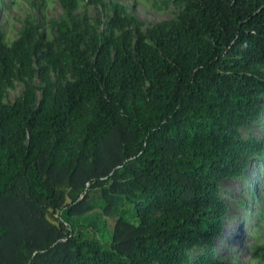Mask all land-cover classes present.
<instances>
[{
  "label": "trees",
  "instance_id": "obj_1",
  "mask_svg": "<svg viewBox=\"0 0 264 264\" xmlns=\"http://www.w3.org/2000/svg\"><path fill=\"white\" fill-rule=\"evenodd\" d=\"M175 1L178 19L135 27L133 43L129 30L78 32V3L101 0H59L56 50L31 23L11 47L0 30V264H228L213 247L221 186L264 157L239 135L264 104V0ZM111 9V31L131 25ZM50 68L74 80L56 88ZM34 73L39 100L28 86L2 103ZM91 194L112 219L108 242L69 224Z\"/></svg>",
  "mask_w": 264,
  "mask_h": 264
},
{
  "label": "rangeland",
  "instance_id": "obj_2",
  "mask_svg": "<svg viewBox=\"0 0 264 264\" xmlns=\"http://www.w3.org/2000/svg\"><path fill=\"white\" fill-rule=\"evenodd\" d=\"M114 4L124 8L121 16L133 19L130 26L114 31L109 29L108 23L113 16L111 6ZM184 8V3L175 0H101L96 6L79 2L74 14L80 21L78 32L83 33L87 41L92 36L103 34L115 37L129 30L133 31V43L135 27L147 33L157 24L177 20ZM63 14L59 0H0L3 40L11 47L27 23H31L37 28L36 41L51 43L56 50L54 36ZM33 67L38 70L35 63ZM261 70L264 72V68ZM48 78L56 88L74 80L67 69L50 68ZM41 79L37 73L24 81L13 78L4 88L2 103H14L28 86L38 89L36 98L39 100L45 86ZM260 107L258 120L240 128L239 135L245 141H253L264 153V104ZM219 195L228 204L229 211L221 234L214 242L216 258L228 264H264V157L252 154L243 174L223 183ZM89 200L94 203L91 211L71 218L69 224L76 230L94 228L108 242L112 233V219L104 213L99 194H91ZM199 251V248H193L187 255L193 258Z\"/></svg>",
  "mask_w": 264,
  "mask_h": 264
}]
</instances>
